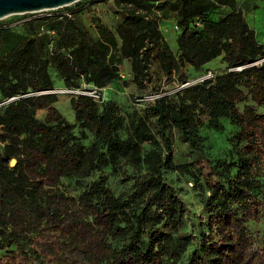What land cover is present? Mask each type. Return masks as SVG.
<instances>
[{"label": "trees", "instance_id": "trees-1", "mask_svg": "<svg viewBox=\"0 0 264 264\" xmlns=\"http://www.w3.org/2000/svg\"><path fill=\"white\" fill-rule=\"evenodd\" d=\"M85 11L80 0L0 24V101L16 97L0 109V264H264L252 225L264 216V113L256 108L264 106V43L236 0H112L118 21L112 29L93 19L94 33ZM172 17L177 55L159 27ZM21 25L27 35L12 43ZM219 57L225 68L213 79L147 91L154 63L183 83V65L201 72ZM124 60L136 88L164 94L123 116L115 102L67 93L81 134L56 107L58 92L35 93L104 89L121 79ZM222 118L236 128L235 156L207 160L221 181L202 201L194 244L183 233L186 203L164 178L177 169L170 132L199 149L198 128L221 131ZM63 178H75L82 192L67 195Z\"/></svg>", "mask_w": 264, "mask_h": 264}, {"label": "rangeland", "instance_id": "rangeland-1", "mask_svg": "<svg viewBox=\"0 0 264 264\" xmlns=\"http://www.w3.org/2000/svg\"><path fill=\"white\" fill-rule=\"evenodd\" d=\"M80 1V0H79ZM76 1L72 4L79 2ZM86 4V11L82 15L81 19L89 30L94 33L95 27L93 19L100 20L103 24L110 28H114L118 21L117 16L112 12V0H83ZM236 5L242 9L245 18L249 23L250 27L254 29L257 39L264 43V0H236ZM69 6V5H68ZM56 9L41 10L32 12L33 16H51ZM22 14H12L0 19V24L10 23V25H16L25 21ZM43 25V24H42ZM174 17L170 19L161 20L159 27L170 46L172 52L177 55L176 35L179 31L175 27ZM42 27L46 28L47 25ZM20 33L21 37L13 36L12 43H17L22 40V37L27 35V31L24 25L15 27ZM4 42L0 41V46L4 48ZM5 49V48H4ZM155 64V63H154ZM153 64V75L151 81L148 83L147 91L152 88L159 86L161 89L166 91H172L176 82L171 79H165L164 76L157 70ZM225 68V63L221 58H216L211 62L207 63L203 69H212L216 73H220ZM183 71L190 77L193 78L201 72L195 71L191 66L185 64L182 66ZM120 72L123 74L120 80L114 81L102 91L103 101L115 102L119 108L120 113L126 116L133 110L142 109V103L136 102V96L147 93L145 90L140 91L131 82V72L129 63L124 60L120 66ZM53 75V74H52ZM54 76V75H53ZM171 80V81H170ZM56 87H60L61 83L55 77ZM62 89V88H58ZM58 110L66 117L70 123L75 124V132H79V127L74 122L72 108L69 102V96L67 93H59L58 101L56 102ZM257 111L264 113V106L256 107ZM44 111H38L37 117L42 118ZM224 128L221 131L215 130L206 124L200 126L197 130L198 135L201 137V146L199 149L190 147L187 143L183 142L179 138L177 131L172 130L170 136L173 142V153L174 161L177 165L175 171L164 172V178L173 188L176 189L178 196L186 203L188 212L184 216L185 225L183 233L193 236L195 244L198 241V234L201 230L200 223L204 220L203 205L202 201L205 199L208 190L215 185L216 181L220 180V173L215 172L210 168V164L207 160L212 163L218 161H230L235 156V151L232 147L230 137L235 132L236 128L230 124L228 119H221ZM90 138L82 139L84 144H88ZM259 172L261 196L264 201V174L260 168L257 169ZM109 172L110 168H106ZM97 174H94L93 178ZM121 171H116L111 174V185L114 191L118 194L121 191ZM62 189L64 192L73 197H77L81 192L82 188L75 183V178H63ZM255 227V236L257 241L264 245V216L257 224H252ZM192 249V246L188 249ZM186 256V255H185ZM185 259V257H184Z\"/></svg>", "mask_w": 264, "mask_h": 264}, {"label": "built area", "instance_id": "built-area-1", "mask_svg": "<svg viewBox=\"0 0 264 264\" xmlns=\"http://www.w3.org/2000/svg\"><path fill=\"white\" fill-rule=\"evenodd\" d=\"M197 24L200 27L203 26L202 23H197ZM175 27L178 28L177 26H175ZM240 68L241 67H237V69H240ZM120 76L123 77V74L120 73ZM214 76H215V71H213L212 69H208L206 71H203V72L199 73L198 75H196L193 78H189L187 81H185L183 83H176L175 88L176 89L184 88V87L196 84V83L203 82L205 80L213 79ZM102 91H103V88H97V87L92 86L88 90L55 89V90L38 91V92H35V93L36 94L49 93V92L81 93V94H85V95H88V96L92 97L96 101H102L103 100ZM161 94H164V93H144V94L136 96V100H137V102H140V103H148V102H151L154 99H156ZM15 98L16 97H10V98H7L5 100L0 101V109L2 108V106L6 105L8 102L12 101Z\"/></svg>", "mask_w": 264, "mask_h": 264}, {"label": "water", "instance_id": "water-1", "mask_svg": "<svg viewBox=\"0 0 264 264\" xmlns=\"http://www.w3.org/2000/svg\"><path fill=\"white\" fill-rule=\"evenodd\" d=\"M79 0H0V19L12 14L32 13L41 10L56 9ZM11 159L10 166H14Z\"/></svg>", "mask_w": 264, "mask_h": 264}]
</instances>
